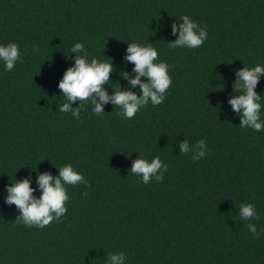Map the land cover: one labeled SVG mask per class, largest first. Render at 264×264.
Here are the masks:
<instances>
[{
  "label": "trees",
  "instance_id": "obj_1",
  "mask_svg": "<svg viewBox=\"0 0 264 264\" xmlns=\"http://www.w3.org/2000/svg\"><path fill=\"white\" fill-rule=\"evenodd\" d=\"M183 15L207 26L201 47L169 48ZM13 42V70L0 60V264H110L119 252L124 264H264V130L241 128L229 103L237 70L264 66V0H0V45ZM77 42L89 60L112 61L109 94H142L122 73L136 75L130 43L152 44L174 65L164 102L134 119L111 101L101 116L90 103L79 118L59 112ZM256 91L264 105V75ZM201 139L206 155L194 160ZM156 156L168 165L162 183L130 173ZM67 163L88 183L68 186L65 216L43 229L18 223L7 186L31 175L39 197V174ZM245 203L259 219L240 217Z\"/></svg>",
  "mask_w": 264,
  "mask_h": 264
},
{
  "label": "clouds",
  "instance_id": "obj_2",
  "mask_svg": "<svg viewBox=\"0 0 264 264\" xmlns=\"http://www.w3.org/2000/svg\"><path fill=\"white\" fill-rule=\"evenodd\" d=\"M182 23L172 25L173 33L179 32V38L169 42V48H199L208 38L207 26L201 27L188 15L180 18ZM72 53H77L75 64L65 72L63 79L59 82V88L66 102L60 104L59 112H71L73 117L79 118L81 109L90 103L92 111L101 116L104 105L111 101L121 111L119 115L127 119H134L136 114L151 102L153 106L164 102L168 90L172 84L170 68L167 61L159 59L158 50L152 44L132 42L127 48L126 62L134 63L133 71L136 73L133 78L128 72L122 76L129 80L133 88L139 87L142 94L129 90H123L122 86L115 88V92L109 94L105 85L111 80L114 66L112 61H101L98 58L88 59V53L83 43L77 42L71 48ZM82 54V55H81ZM20 59V49L16 43H8L7 46L0 45V60L5 64L7 71H12L16 62ZM261 75H264V66H244L237 70V79L234 82V90L239 94L233 95L229 103L232 109L241 116V128H251L255 131L264 130V120L261 119V109L264 107L261 102V94L256 91ZM147 77V81L142 77ZM223 88V87H222ZM81 101L80 107L73 108L75 101ZM205 141L201 139L195 148L198 149L194 160H199L206 155ZM188 140L181 143V153L190 152ZM168 170L159 156L150 162L145 158L136 159L130 169V173L142 177L144 184L155 178L157 183L164 180L163 172ZM82 173L77 171L71 163L60 167L58 176L50 172L39 174L38 184L42 190L39 197L34 195L36 191L32 187V177L27 176L22 180H16L7 186L6 203L15 205L19 210L16 218L18 223L26 227L45 228L54 221H59L67 213L68 186L87 184ZM88 195L87 192L84 193ZM240 217L245 220L259 219L255 205L245 203L240 208ZM248 229L253 233L255 239H259L260 233L255 224L249 223ZM264 232V229H260ZM126 254L124 252L113 253L109 256L110 264H124Z\"/></svg>",
  "mask_w": 264,
  "mask_h": 264
}]
</instances>
